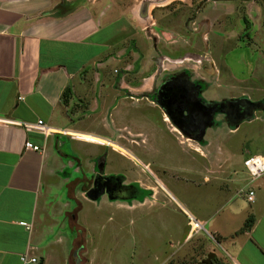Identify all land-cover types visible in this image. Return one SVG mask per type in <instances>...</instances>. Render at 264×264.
<instances>
[{
  "label": "rangeland",
  "instance_id": "obj_1",
  "mask_svg": "<svg viewBox=\"0 0 264 264\" xmlns=\"http://www.w3.org/2000/svg\"><path fill=\"white\" fill-rule=\"evenodd\" d=\"M151 1H155L150 10L156 20H149L150 32L164 29L176 32L177 38L170 45L176 51L169 49V45L155 46L157 35L153 33L152 38L149 32L144 34L137 27L134 43L140 59L135 60L130 53L128 57L121 56L122 60H110L100 70L99 78L93 68L82 84V97L78 98H82V133L114 140L121 147L113 144L116 149L135 157L137 160H133L139 164L141 160L143 167V163L150 166L156 177L149 171L150 174L162 189L141 168L135 167L130 174L138 178V184L147 192L142 201L120 203L103 198L97 203L79 199L80 209L70 217L63 214L59 220H37L36 227L39 234L61 231V247L67 254L80 250L82 264H225L222 259L228 258L225 246L217 236L209 235L207 228L200 226L195 230L196 224L224 209L229 186L231 191L245 194V184L226 180L227 169L242 167L249 155L264 154V125L259 121L251 125L247 120L243 124L228 122L222 120L228 114L221 112L223 115L205 129L202 127L198 136L186 140L181 127L168 120L162 123L161 110L140 94L150 87L156 74L154 54L166 53L176 62L164 64L165 74L178 71L184 75L191 73L195 78L205 77L209 84L207 99L233 100L240 98L247 88L246 95L253 102L263 99L264 0ZM188 53L193 55L187 56ZM146 58H151L150 63ZM214 65L219 75L209 79ZM120 75L136 79L128 80L130 86L123 83L124 88L134 89L135 97L115 89L111 80ZM231 76L244 83L228 82ZM241 98L250 111L247 99ZM255 116L264 115L256 112ZM207 128L210 129L206 133ZM175 130H181L182 136ZM72 137L60 135L59 150L64 154L82 157V153L99 151L97 143L78 142ZM184 141L187 143L183 144ZM228 154L232 159L225 161ZM56 193L64 198L62 192ZM53 195L56 196L53 192L49 194ZM175 197L178 201H173ZM248 220L238 234L246 228ZM58 258L54 257L53 264H59Z\"/></svg>",
  "mask_w": 264,
  "mask_h": 264
},
{
  "label": "crops",
  "instance_id": "obj_2",
  "mask_svg": "<svg viewBox=\"0 0 264 264\" xmlns=\"http://www.w3.org/2000/svg\"><path fill=\"white\" fill-rule=\"evenodd\" d=\"M140 1L0 0V264H21L20 256L25 253L37 258L38 264L41 260L42 264H53L55 256L59 257V264H82L80 250L67 254L61 247V231L52 235L48 231L39 234L36 221L59 220L61 215L70 217L80 209L82 193L65 187L68 170L79 173V167L65 162L68 155L59 150V138L71 134L74 141L105 143L94 135L82 133V98L78 97H82V84L93 68L99 78L100 70L110 60H122L130 53L139 60L134 43L135 28L142 32L145 29V23L138 16ZM148 12L144 19L147 23L151 20ZM150 31L149 36L153 38L154 33L159 38L155 46L176 48L170 46L172 39L177 38L173 30ZM154 55L152 60H156L157 75L164 72L166 62H176L166 53ZM190 55L193 54H187ZM146 59L150 63L151 58ZM213 67L209 79L219 75V69ZM262 69L264 71V66ZM197 77L206 84L202 89L198 87L196 99L192 101L197 105L198 120H204L202 127L205 129L209 122L204 110L208 108L207 103L215 105L216 101L205 97L209 87L207 79ZM196 78L187 76L190 89H196ZM228 82L244 83L232 76ZM68 88L72 95L65 103L62 95ZM179 90L185 95V90ZM247 90L244 89L240 97L250 103H261L263 107L249 111L248 117L235 123L247 120L249 125L255 121L264 125V116H255L256 112L264 115V95L263 99L253 102L246 95ZM219 104L220 101L216 103ZM184 112L187 110L183 109ZM38 120L52 128L53 133L46 137L19 126V123ZM26 141L38 145L41 151L25 150ZM254 155L264 156L262 153ZM76 156L82 161V157ZM230 159V154L224 158L225 161ZM205 177L210 180L208 175ZM226 178L230 183L245 184V191L253 189L254 201L247 202L244 193L231 191L232 186H229L224 209L208 220H198V224L225 246L228 258L218 254L225 264H264V174L251 182L242 165L232 171L228 168ZM52 192L56 196H49ZM56 192H62L65 199ZM165 194L172 199L169 192ZM173 201L178 200L175 197ZM223 212L226 214L217 218ZM246 218L249 225L238 234ZM20 222L31 224L32 230H26Z\"/></svg>",
  "mask_w": 264,
  "mask_h": 264
},
{
  "label": "flooded vegetation",
  "instance_id": "obj_3",
  "mask_svg": "<svg viewBox=\"0 0 264 264\" xmlns=\"http://www.w3.org/2000/svg\"><path fill=\"white\" fill-rule=\"evenodd\" d=\"M154 2L151 0L140 1L138 16L141 21L145 23L144 31H146V34L148 31L152 30L151 25L148 26L150 23L145 22L146 13L149 11L148 13H150L151 19L156 17L155 15H152V9L150 10V6ZM153 27L156 28V25ZM135 68L136 63L133 65V69ZM187 76L193 77V75L190 73L184 75L180 72L169 74L160 73L158 75L154 74L150 80V87L145 89L140 94V96L147 98L148 101L154 103V108L161 110L163 115L160 117L162 123H167L168 120L170 124L175 123L176 125L180 126V129L185 132L187 136L186 140H190L191 138L193 139V136H198V133L200 132V129L204 123L203 119L198 120L197 112L195 110L197 105L194 104L195 101H192V99H196L195 96L198 92V87L202 89V86H204L206 83L203 85V81L197 77L194 79V88L196 89H190ZM208 76L209 78L211 77V75ZM147 79L148 78H142V80ZM128 80H132V82L136 81L135 78H122V75L115 78L113 77L111 81H113V86L115 89L122 91L127 95L129 94V96H132L131 94H133V97H135L137 94L132 92L134 89L123 87V83H126L130 86L131 83H127ZM180 88L185 90V95L181 90H179ZM181 93L183 94V97H181ZM209 103H207V110H204L207 112L209 124L211 122V118L215 120L217 116L223 115L221 114L222 111L225 112V114H228L227 116L223 115L224 119L222 120H227L228 122L233 123L236 120L242 119L249 115V109L244 106L241 97L236 99L234 98L233 100L223 99L220 101L221 104L219 105H216L218 102H216L215 105L213 102L211 104ZM183 109H186L187 112L183 113ZM181 130L175 131H177V133L182 136ZM105 140L107 142L96 144L99 148V151L82 153V161L76 156V154H67L68 156L64 158L66 160L65 162L70 163L73 167H79L78 171L80 172L76 173L73 171V169L70 172H67L68 184H65L66 189L69 188L72 191L82 193V200L91 202L95 200L93 202L97 203L102 202L103 198H105L107 201L112 200L113 202L120 203L142 201L143 198L147 196L146 189L142 188L138 184V180H136L138 178H133V174L130 173L133 172V168L138 167L141 168L142 172L146 173V175L154 181L155 179L152 177L150 172H152L154 176L156 174L153 173L149 165L143 163L145 167L144 168L141 165V160L139 161L138 159L140 162L139 164L137 161L133 160V158L136 159L135 157L131 158L132 156L130 154H125L121 150L116 149L113 146V144L117 145L115 142H113L114 140ZM117 146L120 147L119 145ZM155 183L159 186V188H161L158 182L155 181ZM73 201L75 202L76 200ZM83 202L84 201H82V203Z\"/></svg>",
  "mask_w": 264,
  "mask_h": 264
},
{
  "label": "built area",
  "instance_id": "obj_4",
  "mask_svg": "<svg viewBox=\"0 0 264 264\" xmlns=\"http://www.w3.org/2000/svg\"><path fill=\"white\" fill-rule=\"evenodd\" d=\"M19 126L22 127L27 132H37L44 136H48L53 133V129L45 124L42 120H38L35 123H19ZM25 150H31L35 152L41 151V148L38 145H35L29 141L24 143ZM243 167L247 171L250 181L254 182L264 174V156L260 155H251L246 157L243 160ZM245 198L247 202L252 203L255 198V193L253 189H247L245 192ZM20 225L25 227L26 230L31 231L32 225L26 222H20ZM193 227V226H192ZM199 224H196V229H199ZM21 264H38V259L35 257H30L28 254H23L20 256Z\"/></svg>",
  "mask_w": 264,
  "mask_h": 264
},
{
  "label": "trees",
  "instance_id": "obj_5",
  "mask_svg": "<svg viewBox=\"0 0 264 264\" xmlns=\"http://www.w3.org/2000/svg\"><path fill=\"white\" fill-rule=\"evenodd\" d=\"M72 95V92L70 91V89H66L62 95V98H63V101L65 103H67V100L71 97ZM249 223L246 225V228L248 227ZM214 261H217L215 258H214Z\"/></svg>",
  "mask_w": 264,
  "mask_h": 264
},
{
  "label": "water",
  "instance_id": "obj_6",
  "mask_svg": "<svg viewBox=\"0 0 264 264\" xmlns=\"http://www.w3.org/2000/svg\"><path fill=\"white\" fill-rule=\"evenodd\" d=\"M157 4V3H156ZM158 4H160V1H159V3ZM249 106H251V109H250V111H252V110H254V109H259V108H262L263 107V105L260 103H250L249 102ZM263 110H264V108H263ZM78 263V262H77ZM39 264H42V260H41V262H39Z\"/></svg>",
  "mask_w": 264,
  "mask_h": 264
}]
</instances>
